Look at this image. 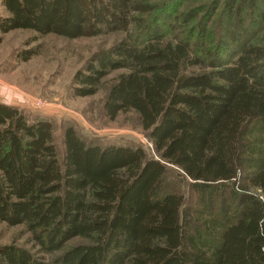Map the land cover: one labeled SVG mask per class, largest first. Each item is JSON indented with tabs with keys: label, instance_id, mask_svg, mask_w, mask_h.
<instances>
[{
	"label": "trees",
	"instance_id": "1",
	"mask_svg": "<svg viewBox=\"0 0 264 264\" xmlns=\"http://www.w3.org/2000/svg\"><path fill=\"white\" fill-rule=\"evenodd\" d=\"M1 5L0 43L16 29L68 39L122 33L75 73L73 94L93 96L124 70L103 112L110 120L135 112L155 156L87 140L69 122L60 156L50 119L29 121L0 100V222L24 225L44 254L81 239L56 264H264V25L256 43L206 69L160 0ZM184 176L207 209H192L171 180ZM0 264L40 263L10 244L0 246Z\"/></svg>",
	"mask_w": 264,
	"mask_h": 264
},
{
	"label": "rangeland",
	"instance_id": "2",
	"mask_svg": "<svg viewBox=\"0 0 264 264\" xmlns=\"http://www.w3.org/2000/svg\"><path fill=\"white\" fill-rule=\"evenodd\" d=\"M160 3H166L164 13L170 14L169 23L178 28L175 33L191 38L194 54L202 59L206 69H209L212 59L233 58L244 45L256 43L264 25L256 7V3L264 5L263 0H255V5L251 4V0H160ZM191 13L194 14L189 17ZM228 13H232L231 17ZM0 16H6L1 0ZM2 37L0 100L19 107L29 121L50 119L54 124L60 156L63 151L62 130L68 122L74 124L78 133L87 140L103 146L141 145L150 156L153 155L149 139L135 112L121 113L115 120L108 119L103 112L107 93L114 79L124 70L110 72L93 96L77 97L73 94L75 73L97 53L120 41L122 33L68 39L16 29ZM28 50L36 51V54L24 61L22 54ZM190 69L199 70V67ZM171 168L179 172L177 168ZM171 180L184 194L191 195L192 209H207L197 204L199 191L190 187L191 179L184 176ZM205 191L211 194V190ZM203 195H206L204 191ZM205 218L206 213H202V219ZM80 243L81 239L75 238L62 250L44 254L34 245L24 225L10 226L0 222V246L15 244L31 249L40 264H56L55 261L65 252Z\"/></svg>",
	"mask_w": 264,
	"mask_h": 264
}]
</instances>
